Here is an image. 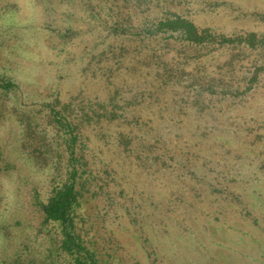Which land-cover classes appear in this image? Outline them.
Instances as JSON below:
<instances>
[{
  "label": "rangeland",
  "instance_id": "1",
  "mask_svg": "<svg viewBox=\"0 0 264 264\" xmlns=\"http://www.w3.org/2000/svg\"><path fill=\"white\" fill-rule=\"evenodd\" d=\"M167 14L264 36V0H0V264H65L35 206L64 179L48 105L109 97L152 157L123 161L115 126L84 135L92 173L115 170L79 210L99 264H264V72L243 93L264 50L149 34ZM204 63L238 92L190 87Z\"/></svg>",
  "mask_w": 264,
  "mask_h": 264
},
{
  "label": "trees",
  "instance_id": "2",
  "mask_svg": "<svg viewBox=\"0 0 264 264\" xmlns=\"http://www.w3.org/2000/svg\"><path fill=\"white\" fill-rule=\"evenodd\" d=\"M154 31L149 34H167L169 38H175L187 45L199 49H207L209 52L222 48L223 46L243 45L250 49L264 50V36H258L255 33L225 35L212 31L209 28L201 29L193 22L178 14H167L156 20L153 25ZM195 57L194 59H197ZM161 64V63H160ZM162 65V64H161ZM197 66V65H195ZM165 67V65H164ZM194 69H196L194 67ZM260 72H264V65L255 66L252 77L245 84L244 92H247L257 82ZM203 73L202 75H199ZM190 87L197 86L200 89L207 90L210 94L215 93L218 88H222L221 92H238L239 86L235 90L224 91L221 86V79L209 77L208 67L203 64L201 71L192 73L190 71ZM217 77L220 74L216 75ZM0 87H2L0 85ZM7 87V86H6ZM3 88V87H2ZM201 93L198 92L197 95ZM155 93L149 94V96ZM144 99V102L149 99ZM113 97L106 100L87 99L81 105H77L79 112L75 118L70 115L67 106L58 107L56 104L48 105L51 115L50 124L55 128L56 133H61V142L63 144V155L65 159L64 179L62 182L52 189L49 197L45 202L38 201L35 206L41 214V225L57 226V240L59 247V256L64 258L65 264H99V254L95 248L97 243L92 241L93 235L88 237L87 233H83L80 227L81 215L79 210L83 207V202L88 198L93 186L103 190L105 183L103 174L110 176L115 173L113 168H109L103 164V171L100 176H95L90 170V163L86 157V146L84 135L86 132H97L103 135L100 138H107L111 126L117 129L115 135V149H118V154L123 155V161H139L143 157L150 158L148 154L151 151L142 150L141 154L137 151L134 144V139L137 135L132 134V130L123 132L125 126H141L144 125L143 120L131 113L132 121L126 122L124 114L119 115L116 104L113 103ZM71 105V104H69ZM56 108V109H55ZM124 116V117H123ZM123 121L120 122L119 119ZM122 123V124H121ZM124 123V124H123ZM139 131H142V127ZM143 132V131H142ZM147 134V132H145ZM110 135L109 138H111ZM142 137V136H141ZM143 142L146 141L142 137ZM109 140L104 143L107 145ZM146 152H149L146 154ZM155 158V157H154ZM157 159V158H156Z\"/></svg>",
  "mask_w": 264,
  "mask_h": 264
}]
</instances>
